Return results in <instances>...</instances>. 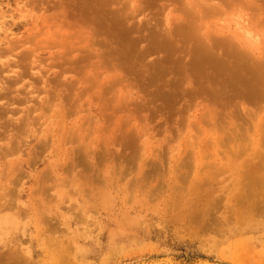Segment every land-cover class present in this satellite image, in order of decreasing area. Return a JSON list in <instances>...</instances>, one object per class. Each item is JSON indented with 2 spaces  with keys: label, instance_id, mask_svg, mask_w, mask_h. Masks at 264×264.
<instances>
[{
  "label": "rangeland",
  "instance_id": "374dc122",
  "mask_svg": "<svg viewBox=\"0 0 264 264\" xmlns=\"http://www.w3.org/2000/svg\"><path fill=\"white\" fill-rule=\"evenodd\" d=\"M258 68L264 0H0V264H264Z\"/></svg>",
  "mask_w": 264,
  "mask_h": 264
},
{
  "label": "bare ground",
  "instance_id": "6f19581e",
  "mask_svg": "<svg viewBox=\"0 0 264 264\" xmlns=\"http://www.w3.org/2000/svg\"><path fill=\"white\" fill-rule=\"evenodd\" d=\"M238 21H239V20H238ZM242 23H243V22H242ZM67 24H68V23H67ZM247 24H248V23H247ZM248 28H249V27H248ZM244 31H245V30H244ZM244 31H243V32H244ZM245 32H247V31H245ZM248 33H249V32H248ZM248 33H247V34H248ZM57 34H58V33H57ZM243 34L245 35V33H243ZM251 34H253V32H252ZM254 34H256V33H255V30H254ZM244 35H243V36H244ZM257 35H258V34H257ZM68 36H69V35H68ZM64 37H65V36H64ZM238 38H239V37H238ZM243 38H244V37H243ZM252 38H253V40H255V42H258L256 39H259V37L256 36V39H254L255 36H253ZM84 39H85V38H84ZM85 40H86V39H85ZM90 40H91V39H90ZM90 40H88V41L90 42ZM253 40L251 41L252 43H253ZM92 41H93V40H92ZM244 41H245V40H244ZM259 41H261V40H259ZM94 42H95V40H94ZM87 43H88V42H87ZM90 43H91V42H90ZM92 43H93V42H92ZM92 43H91V45H92ZM258 43H259V42H258ZM241 45H243V44H241ZM244 45H246V44H244ZM244 45H243V46H244ZM88 46H89V45H88ZM67 47H68V46H67ZM80 47H81V46H80ZM92 47H93V46H92ZM12 48H13V46H12ZM85 48H86V43H85ZM82 49H83V48H82ZM259 49H260V48H259ZM22 53H24V52H22ZM27 53H28V52H27ZM27 56H28V55H27ZM262 66H263V65H262ZM255 69H256V68H255ZM258 70H261V69L258 68ZM262 70L264 71V69H262ZM262 70H261V71H262ZM259 72H260V71H259ZM22 73H23V72H22ZM261 73H262V72H261ZM262 74H263V73H262ZM18 75H19V74H18ZM257 79H258V78H257ZM261 80H263V79H261ZM261 85H262V84H261ZM8 86H10V85H8ZM257 86H258V85H257ZM0 90L2 91V90H5V89H4V87H1ZM3 117H4V116H3ZM28 118H29V117H28ZM26 120H27V119H26ZM23 122H24V121H23ZM29 123H30V122H29ZM3 124H4V123H3ZM11 124H12V123H11ZM27 125H28V124H27ZM8 126H9V125H8ZM1 127H2V126H1ZM9 129H10V128H9ZM9 129H8V130H9ZM3 130H4V129H2V132H3ZM6 131H7V130H6ZM8 132H9V131H8ZM262 138H263V137H262ZM41 140H42V138L40 139V141H41ZM40 141H39V142H40ZM219 141H220V140H219ZM261 141H262V140H261ZM46 142H47V140H46ZM41 143H42V142H41ZM263 145H264V144H263ZM17 147H18V146H17ZM2 148H3V147H1L0 149H2ZM17 151H18V150H17ZM11 153H12V152H11ZM258 153H259V152H258ZM244 162H245V161H244ZM248 162H249V161H248ZM77 163H78V161H77ZM20 166H21V165H20ZM21 168H22V167H21ZM19 169H20V168H19ZM231 170H232V169H231ZM19 171H20V170H19ZM18 173H20V172H18ZM6 208H7V207H6ZM165 259H166V258H165ZM207 261H208V260H207ZM208 262H209L210 264H211V263H212V264H223V263H221V262H216V261H208ZM160 263H163V264H174L172 261L169 260V258L166 259L164 262H160Z\"/></svg>",
  "mask_w": 264,
  "mask_h": 264
},
{
  "label": "water",
  "instance_id": "95a60500",
  "mask_svg": "<svg viewBox=\"0 0 264 264\" xmlns=\"http://www.w3.org/2000/svg\"><path fill=\"white\" fill-rule=\"evenodd\" d=\"M142 264H163V263H160L158 260H155V261H152V262H147V263H142ZM196 264H210V263L208 261H206V260H199V261H197Z\"/></svg>",
  "mask_w": 264,
  "mask_h": 264
}]
</instances>
